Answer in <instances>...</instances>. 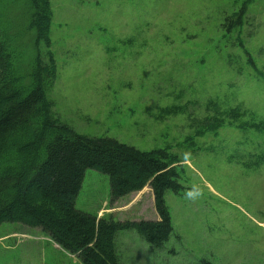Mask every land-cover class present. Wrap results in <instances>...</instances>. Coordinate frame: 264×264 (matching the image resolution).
<instances>
[{"label": "rangeland", "instance_id": "374dc122", "mask_svg": "<svg viewBox=\"0 0 264 264\" xmlns=\"http://www.w3.org/2000/svg\"><path fill=\"white\" fill-rule=\"evenodd\" d=\"M50 2V43L39 49L57 62V117L80 134L180 160L183 187L165 194L173 234L153 250L135 230L120 232V264H264V132L240 127L264 120V0ZM76 207L114 220L159 217L150 186L113 201L109 176L94 168ZM0 264L84 263L42 228L4 222Z\"/></svg>", "mask_w": 264, "mask_h": 264}, {"label": "trees", "instance_id": "16d2710c", "mask_svg": "<svg viewBox=\"0 0 264 264\" xmlns=\"http://www.w3.org/2000/svg\"><path fill=\"white\" fill-rule=\"evenodd\" d=\"M52 15L50 0H0V225L42 228L84 264H120L115 244L120 232L135 230L153 250L173 234L165 194L183 187L180 160L166 149L140 150L116 138L80 134L57 117L49 96L57 62L53 53L44 59L39 49L41 41L50 43ZM244 16L238 13L232 24L238 26ZM241 116L236 110L229 114ZM213 126L220 123L207 125ZM240 127L264 132V120ZM88 168L109 176L113 201L150 186L159 217L114 220L78 209ZM198 264L215 263L204 258Z\"/></svg>", "mask_w": 264, "mask_h": 264}]
</instances>
